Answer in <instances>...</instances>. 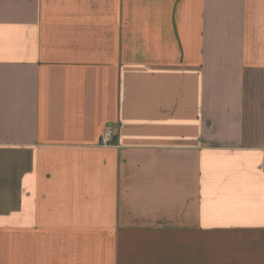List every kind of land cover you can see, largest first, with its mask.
Masks as SVG:
<instances>
[{
    "label": "crops",
    "instance_id": "1",
    "mask_svg": "<svg viewBox=\"0 0 264 264\" xmlns=\"http://www.w3.org/2000/svg\"><path fill=\"white\" fill-rule=\"evenodd\" d=\"M0 264H264V0H0Z\"/></svg>",
    "mask_w": 264,
    "mask_h": 264
},
{
    "label": "built area",
    "instance_id": "2",
    "mask_svg": "<svg viewBox=\"0 0 264 264\" xmlns=\"http://www.w3.org/2000/svg\"><path fill=\"white\" fill-rule=\"evenodd\" d=\"M110 135H111V130L107 129V130L104 132V134H103V140H104V141H107L108 138L110 137Z\"/></svg>",
    "mask_w": 264,
    "mask_h": 264
}]
</instances>
